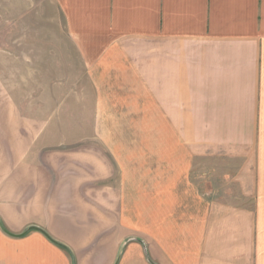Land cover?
<instances>
[{"label":"crops","instance_id":"0c3cea01","mask_svg":"<svg viewBox=\"0 0 264 264\" xmlns=\"http://www.w3.org/2000/svg\"><path fill=\"white\" fill-rule=\"evenodd\" d=\"M55 1L61 57L0 79V232L31 263L264 264V0ZM111 117L148 119L141 183Z\"/></svg>","mask_w":264,"mask_h":264},{"label":"rangeland","instance_id":"374dc122","mask_svg":"<svg viewBox=\"0 0 264 264\" xmlns=\"http://www.w3.org/2000/svg\"><path fill=\"white\" fill-rule=\"evenodd\" d=\"M68 42L55 0H0V79L8 89L18 90L15 80L20 78V74L25 80L34 78L38 69L45 70L47 58L61 57L52 54L54 51L50 50L51 47L65 46ZM96 127L100 128V135L96 138L101 141L104 138L110 149L119 148L118 153L123 154L122 158H128V154L134 153L131 159L135 166H139L137 179L140 183L145 180L140 175L144 174L147 165L150 139L148 119L111 117L97 120ZM124 169H131L127 161L124 162ZM145 191L146 188L141 190L142 197ZM144 199L141 198L142 204ZM3 232H0V264H43L29 261V256L31 258L35 255V246L53 253L50 252L51 247L40 243L39 237L26 239L23 235L27 231L10 233V236ZM145 233L140 231L137 234L139 238H145Z\"/></svg>","mask_w":264,"mask_h":264},{"label":"water","instance_id":"95a60500","mask_svg":"<svg viewBox=\"0 0 264 264\" xmlns=\"http://www.w3.org/2000/svg\"><path fill=\"white\" fill-rule=\"evenodd\" d=\"M1 228H2L3 230H5L2 224H1ZM29 229H37V227H35V226H30Z\"/></svg>","mask_w":264,"mask_h":264}]
</instances>
